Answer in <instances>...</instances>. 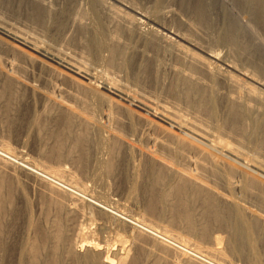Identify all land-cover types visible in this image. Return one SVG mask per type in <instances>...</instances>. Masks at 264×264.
Returning <instances> with one entry per match:
<instances>
[{
    "label": "bare ground",
    "instance_id": "bare-ground-1",
    "mask_svg": "<svg viewBox=\"0 0 264 264\" xmlns=\"http://www.w3.org/2000/svg\"><path fill=\"white\" fill-rule=\"evenodd\" d=\"M230 2L245 23L221 0H179L203 27L195 34L167 0H0V114L27 110L34 136L50 130L58 151L45 164L0 142V264L16 251L18 203L15 264H236L225 247L264 264V0ZM63 156L97 168L100 191ZM19 177L56 210L40 214L44 237L32 242ZM143 181L145 215L132 209ZM164 219L196 243L155 223Z\"/></svg>",
    "mask_w": 264,
    "mask_h": 264
},
{
    "label": "rangeland",
    "instance_id": "rangeland-1",
    "mask_svg": "<svg viewBox=\"0 0 264 264\" xmlns=\"http://www.w3.org/2000/svg\"><path fill=\"white\" fill-rule=\"evenodd\" d=\"M172 1H174V2H172ZM178 1L179 0H177V1L176 0H170V1L167 0V2H168L167 4H168V6L171 7L170 8L171 11L173 13H176L177 15L179 13L178 16L182 17V19L185 20V21L187 20L186 22H188V26L190 25L189 26L190 31L194 30L195 34H197V31L200 32V33H202V31L204 32L203 27L201 28L202 29V31H201V29H199L200 26L199 25L197 26L195 24L194 20H192L193 18L191 17L190 12L179 6ZM221 1H222V3L225 6H227V8L236 17H238V19L242 23L246 22V20L242 17L240 12L235 7L230 5L231 4L230 0H221ZM9 21L10 22H14L15 23V24L13 23L14 25H17L18 27H20L22 29L28 30L27 28H25V26L27 25L26 23H21V21L10 20V19H9ZM74 36H75V34L72 33V34L68 35L69 38H66V39H70V38H72ZM79 47L80 46H77L76 48L81 49V47L80 48ZM101 63H103V62H98L97 65L94 64L95 68L97 69V71L100 70V71H104L106 73H114V74L117 73L118 74L117 70H114V69L110 70L111 68H108L107 66H105L104 63L103 64H101ZM113 71H115V72H113ZM121 76H123V75H121ZM125 78H127V77H125ZM122 82L123 83L126 82V85L129 87V89L133 88L132 85H131L132 82L129 81V78H128V80L124 79ZM72 86L75 87L73 84H72ZM29 120H30V116H29V113H28L27 110H18L16 112H12L11 114H9L7 116H3L2 114H0V142H2L3 144H7V146L10 148L11 151L21 150L24 153V156L26 155L28 158L36 160L39 163H45L46 160L48 162H51V163L56 162V160L54 158H56V156H58V151H57V148L54 149L55 146L53 145V142H52L53 140L51 139V135L49 136L50 130H47V129H44V128L41 127L40 130H39V135H43V136H46V137H44L42 139V141H38V139L34 136L35 133L32 130L29 129L30 128L28 126L29 125V123H28ZM47 125H49V124H47ZM48 127L51 128V131L54 130L55 132H57V129H56L57 127H53L51 125H49ZM63 157L64 158H62L61 161H60V163H61L60 165H62V163H63L62 166H64V167L66 166L68 168V169L67 168L66 169L69 170V171H70L69 168L72 167L70 172L72 173V171H73V174L78 176L79 179L81 181H83V183L85 182L84 184H86V186H88V188H94V189L100 191V187L102 186L101 182L97 184V182H95V180L92 179V176H90L92 169H94L96 171V173L100 174V171L97 168H92L89 165V169L86 168V169H88L87 174H86L87 176H86L85 175V170L86 169H83V170L79 169L78 170V168L75 167L74 163L69 158L67 159L65 156H63ZM63 159H64V162H62ZM225 160L227 162H230V163L233 164V161H231L230 159H225ZM51 166H53V164ZM78 172H79V174H78ZM80 174H81V176H80ZM19 178L21 179V182L25 186V195L27 196L28 200L30 201L29 214L30 215L33 214L32 217H34L33 220L35 222V225L37 226V227L34 228L36 230H33V232L30 233V242H32L33 238H37L38 239V237L39 238L40 237H44V236H42V234L44 233V230H43L44 227H42L43 226V222H40V221H43V219L41 220V218H43L44 216L51 218L52 216L55 215L56 210L52 206H51L52 208L49 207V205L43 199V197L39 198L40 202L44 203V204H42V206L41 205L38 206L37 204H35L36 200L38 199V197H37L38 186L33 181H30L28 179H24L22 177H19ZM102 184H103L104 189H105V190L104 189L103 190L106 191L107 197H109V198L112 197L113 199H117V197L114 196V193L116 191V187L117 186L115 185V182L113 181V179L104 178ZM143 184H144V181L142 182V186L140 185V188L138 189L139 190V195L137 197V200H138L137 201V207L138 208H136V209L132 208L135 212L138 211V209H139L141 215H145L144 206L148 202L149 195H150V194L146 193ZM33 185H35V186H33ZM106 185H107V187H106ZM31 187H32V189H31ZM149 193H150V191H149ZM17 205H20L21 209L17 208L15 214L9 212V210L7 211L8 215L10 213L14 215V217H12V218H10L11 216L9 215V218H10L9 221L10 222L8 224V227L10 229L11 235H10V237H8V240L11 241V243H13L16 246V251H17V244L20 242V236L19 235H22L20 231L22 229L23 220L25 219V211H24L23 205L19 204V203ZM127 206H129V204H127ZM44 209L48 210V211L45 212ZM42 211H43V213H41ZM51 211H53V212H51ZM123 212L125 213V211H123ZM50 213H52V215H49ZM40 214H42V216L43 215L44 216L41 217ZM38 215H39V217H37ZM158 215H160V212L154 213L155 217H157ZM155 223L160 225L162 228H165L166 230L170 229V230L174 231L175 233L180 234L182 238L191 240L190 242L196 243V241H197L194 238L188 236L187 228L185 227V225L183 223H177V224H175L174 227L170 226L169 223H168V220H165V219L164 220H155ZM38 227H39V229L37 230ZM216 235L226 239V237L222 233H219V234H216ZM10 248L12 250H11V258H10L9 264H15L16 263L15 259L17 258L16 257L17 253H16L14 247L10 246ZM93 249L97 250L96 248H93ZM113 249H115V247L113 248L112 245L109 246L108 249H107V251H108L107 254H111ZM144 249H146V247H144ZM139 251H140V255L138 257L141 259L142 262H144L143 254L145 253V251L144 252H143V250H139ZM224 251H225V253L228 256L232 257L233 261L236 264H260L258 259H251L247 255V252L246 253L244 252V253L240 254L239 252H235L231 248H226V247L224 248ZM48 253H49L48 249L47 250H41L40 251L41 258L42 257L43 258L46 257L47 259H49L50 255L47 256Z\"/></svg>",
    "mask_w": 264,
    "mask_h": 264
}]
</instances>
